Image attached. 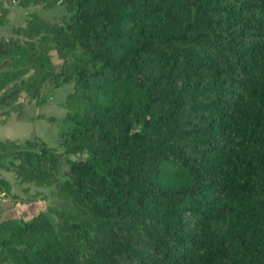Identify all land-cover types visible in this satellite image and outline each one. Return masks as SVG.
<instances>
[{
    "label": "trees",
    "instance_id": "obj_1",
    "mask_svg": "<svg viewBox=\"0 0 264 264\" xmlns=\"http://www.w3.org/2000/svg\"><path fill=\"white\" fill-rule=\"evenodd\" d=\"M11 2L66 13L0 36V122L71 89L0 167L67 206L0 218V264H264V0Z\"/></svg>",
    "mask_w": 264,
    "mask_h": 264
},
{
    "label": "rangeland",
    "instance_id": "obj_2",
    "mask_svg": "<svg viewBox=\"0 0 264 264\" xmlns=\"http://www.w3.org/2000/svg\"><path fill=\"white\" fill-rule=\"evenodd\" d=\"M35 11L43 17L54 18L58 13H66L62 4H55L51 7H44L42 4H28L19 6L16 2L7 4V20L0 25V36L10 34V27L24 24L28 12ZM71 89L70 83H63L57 87L50 84L42 88L45 102L35 103L33 100L24 101V114L17 117L11 112L7 120L0 122V139L6 137H16L20 145L23 139L39 137L50 144L56 145L57 130L60 119L65 108L57 102L61 100L65 93ZM37 112L54 116V121L50 122L42 117L34 118ZM31 117V120L28 118ZM60 170L65 168L64 162H59ZM0 176L9 183L8 190L0 184V218L24 217L28 218L38 211L45 212L52 220H55V208L66 207V201L54 190L53 184H36L33 182L20 181L10 171L0 167Z\"/></svg>",
    "mask_w": 264,
    "mask_h": 264
}]
</instances>
